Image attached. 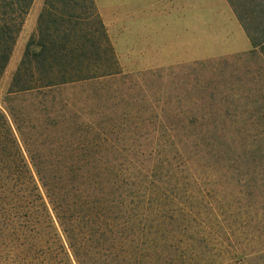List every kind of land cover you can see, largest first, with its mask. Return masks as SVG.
I'll use <instances>...</instances> for the list:
<instances>
[{
  "label": "trees",
  "instance_id": "16d2710c",
  "mask_svg": "<svg viewBox=\"0 0 264 264\" xmlns=\"http://www.w3.org/2000/svg\"><path fill=\"white\" fill-rule=\"evenodd\" d=\"M227 1L264 63V0ZM32 3L0 0V80ZM37 31L0 110V264H264L255 72L213 80L228 62L208 65L201 93L160 115L128 87L83 122L48 98L126 82L93 0H44Z\"/></svg>",
  "mask_w": 264,
  "mask_h": 264
},
{
  "label": "rangeland",
  "instance_id": "374dc122",
  "mask_svg": "<svg viewBox=\"0 0 264 264\" xmlns=\"http://www.w3.org/2000/svg\"><path fill=\"white\" fill-rule=\"evenodd\" d=\"M209 2L218 3L222 8L218 7V13L224 10V27L223 35H186L184 45H174L176 48H184V51H170L168 53L142 52L135 51L138 46L134 43V38L124 35H109L108 28L105 26L101 14L105 0H93L96 11L104 26L107 38L115 55V62L121 72L125 76L124 85L116 83L111 86L103 80L95 84H83L66 86L59 92L48 98L47 109L61 117L66 118L72 116H82L81 121L86 122L90 115L98 114L102 108L98 106L102 97L109 98L114 92L124 93L129 87L132 95L139 94L143 99V105L147 106L148 113L161 114L171 113L169 110L175 109L177 101L184 97L196 96L199 86L208 84V72L204 70V78L200 70L213 63L227 60L228 67L220 77L213 79H223L227 82L235 79L234 75L238 73V78L244 81L254 78L253 85L260 91L256 94L258 97V106L263 107L264 103V63L249 59L248 54L252 47L247 35H232L233 22L236 27L240 26L234 11L227 0H208ZM44 0H33L31 8L25 17L23 26L16 40L8 65L3 72L0 80V110L7 114L5 98L10 87L12 77L22 59L27 43L36 35H38V18L43 11ZM219 16V14H218ZM215 9L208 8V22L211 24L215 21ZM97 26L95 27V29ZM244 31V30H243ZM245 32V31H244ZM101 32H98L100 35ZM123 40V42H122ZM204 50H199V48ZM104 61V60H102ZM105 62V61H104ZM221 68V67H220ZM223 68V67H222ZM194 70V71H193ZM224 71V70H223ZM245 71L255 72L252 77L242 76ZM211 75V74H210ZM231 83L227 87L230 86ZM238 85V84H236ZM234 85V86H236ZM107 92V93H105ZM105 93V94H104ZM157 101H160L159 103ZM20 101L14 102L18 104ZM111 103L107 99L108 107ZM166 103L172 107H164ZM105 110V107L103 111ZM62 119V118H61ZM65 123H60L59 127ZM234 195H238L239 191H232ZM242 192V191H241ZM251 203L256 211L264 212V184L259 190L251 192ZM264 227V219L261 221ZM252 264H260L253 262Z\"/></svg>",
  "mask_w": 264,
  "mask_h": 264
},
{
  "label": "crops",
  "instance_id": "0c3cea01",
  "mask_svg": "<svg viewBox=\"0 0 264 264\" xmlns=\"http://www.w3.org/2000/svg\"><path fill=\"white\" fill-rule=\"evenodd\" d=\"M209 7L216 16L211 24ZM218 7L222 5L208 0H105L101 14L109 35H127L143 46L135 51L168 53L184 51L173 46L184 45L186 35H223L224 10L218 13ZM230 25L232 35H246L240 26Z\"/></svg>",
  "mask_w": 264,
  "mask_h": 264
}]
</instances>
